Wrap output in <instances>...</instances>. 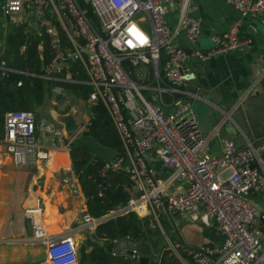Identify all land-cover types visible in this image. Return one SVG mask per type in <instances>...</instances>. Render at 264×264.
Instances as JSON below:
<instances>
[{
    "label": "built area",
    "instance_id": "1",
    "mask_svg": "<svg viewBox=\"0 0 264 264\" xmlns=\"http://www.w3.org/2000/svg\"><path fill=\"white\" fill-rule=\"evenodd\" d=\"M225 1L243 17H264V0ZM190 2L0 0V20L4 16L6 23L24 26L27 35L48 39L51 56L42 72L47 80L89 85L92 91L86 103L103 104L123 144L125 164L107 168L131 175L126 187L130 199L104 217L86 211L81 228L96 229L105 220L129 212L156 217L160 210L187 214L200 208L199 221L215 230L221 243L191 249L174 244L173 253L186 250L195 264H264V209L260 211L247 197L257 194L264 200V142L255 144L242 135L241 147L224 139L220 156L206 152L228 120L227 112L222 111L223 118L208 134L202 133L182 88L187 79L181 71L191 58L206 61L243 49L251 40L242 39L233 27L215 36L213 47L206 51L197 46L184 50L180 35L196 42L201 33ZM171 10H177L175 23ZM27 48L23 44L21 53ZM39 48L45 59L44 43ZM74 64L81 65L85 80L68 76ZM11 71L0 59L1 75ZM72 141L45 116L19 109L5 114L2 143L12 151L16 166L45 161L52 148L65 146L69 151ZM44 214L39 198L24 217L33 239L46 246L47 264H78L73 235L50 233Z\"/></svg>",
    "mask_w": 264,
    "mask_h": 264
},
{
    "label": "crops",
    "instance_id": "2",
    "mask_svg": "<svg viewBox=\"0 0 264 264\" xmlns=\"http://www.w3.org/2000/svg\"><path fill=\"white\" fill-rule=\"evenodd\" d=\"M190 5L196 8L193 14L200 19L201 33L196 42L188 41L185 34H181L180 43L184 50L190 51L197 46L206 51L213 47L215 36H219L233 27L238 28L242 39L251 40V43L243 49L206 61L191 58L181 67V71L187 79L182 88L196 112L211 106L215 110L218 120L223 118L222 111L227 112L228 120L211 139L206 147V152L212 156H220L224 139H232L237 146L241 147L244 144L242 135L247 136L255 144L264 142V17H243L234 6L225 0H191ZM176 13L177 10H171L172 23H175ZM16 27H23L25 33L24 26L14 25V28ZM9 33L11 32L2 38L3 30L0 27V59H5ZM25 44L28 46L27 42ZM50 56L48 51L47 59H45L47 62ZM43 64L45 65V63ZM82 70L81 65L74 64L67 70V73L71 79L85 80ZM3 80L4 77L0 72V82ZM65 90V96L71 97L75 104L81 103L80 106L86 109V106L82 105L81 98L72 97V93ZM83 99L86 103L87 98L83 97ZM35 111L33 110V112ZM36 114L38 115V113ZM48 116L50 118H47L55 122L68 135V138H73L70 148L82 145L96 147L97 144L95 145V142L87 136L83 138L84 142L78 143L79 134L84 128L80 127V122L75 120L69 111L60 113L51 110ZM75 123L77 126L74 128ZM229 124H233L237 128V133L226 130ZM96 148L97 154L99 153L98 157L108 162L107 166L117 162L125 164L123 160L124 148L122 152L109 150L100 145H97ZM70 152L71 150L67 151L65 146L52 148L49 159L16 166L12 151L7 150L0 139V264H47L46 246L33 239L30 224L24 217L26 209L35 207L39 198H42L44 202V216L49 232L73 235L78 244V264L95 263L96 255H99L97 253L99 248L102 250L100 253H108L109 243L106 239L97 236V228H81L82 217L87 211L86 197L74 173ZM117 154H122V156L116 158ZM114 158H116V162H113ZM155 165L160 170L162 169L161 163L156 162ZM184 187L187 185L184 184ZM253 201L260 211L264 209L263 201L259 202L258 199ZM199 211L200 208L187 214H178L177 220L172 217L171 212L163 211L169 216L172 223L169 225L171 237L167 238L170 247L173 244H181L184 248L191 249L206 244L217 246L221 243L220 238L211 240L206 236L205 231L208 227L199 221ZM140 217L143 219L153 218L150 215H140ZM163 232L165 233L164 230ZM148 243L152 245L154 242ZM151 247L152 257L158 251L153 245ZM164 247L165 245L160 246L158 243L161 252ZM84 248L85 252H83ZM169 250H171V255L175 256L182 264H191L189 258L183 256L182 252L176 254L173 253L172 248ZM84 253L87 254V262L83 259ZM109 253L113 254L112 249ZM124 257L139 264L135 258ZM154 258L155 256H153Z\"/></svg>",
    "mask_w": 264,
    "mask_h": 264
},
{
    "label": "trees",
    "instance_id": "3",
    "mask_svg": "<svg viewBox=\"0 0 264 264\" xmlns=\"http://www.w3.org/2000/svg\"><path fill=\"white\" fill-rule=\"evenodd\" d=\"M28 43V48L21 53V46ZM44 43L43 56L47 59L49 51L48 39L36 35H26L23 27H16L9 33L7 39V51L5 59L13 71L8 72L3 82H0V139L5 136V114L11 110L32 111L44 102L46 95V81L39 77L42 64L47 62L41 58L40 44ZM21 83V85H18ZM50 83V82H49ZM65 85L67 90L73 89L84 98H87L92 88L87 85H74L71 83H59ZM91 125L86 135L93 137L100 144L116 152L123 151V144L103 104L92 107ZM71 158L74 173L79 180L82 192L86 197L87 211L93 217L108 215L127 205L130 194L126 190L131 184V175L124 170L107 168V162L101 157L95 156L85 145L72 146ZM98 237L108 241V253L96 255L93 264H136L130 258L115 256L110 252L116 240L129 237L136 241L151 242L149 219L141 218L136 212L117 215L103 223L97 229ZM206 236L211 240L222 237L215 230L207 228ZM152 243V242H151ZM159 252L158 242L152 243ZM85 252V248L84 251ZM158 260L152 258L150 264H182L171 250L166 246L160 250ZM107 254V255H106ZM195 264L186 250L182 251ZM87 262V254H83ZM85 264V263H81Z\"/></svg>",
    "mask_w": 264,
    "mask_h": 264
},
{
    "label": "rangeland",
    "instance_id": "4",
    "mask_svg": "<svg viewBox=\"0 0 264 264\" xmlns=\"http://www.w3.org/2000/svg\"><path fill=\"white\" fill-rule=\"evenodd\" d=\"M0 27L3 30V37L2 38H4L5 35L8 32H12V31L15 30L13 24H9V23L5 22V17L4 16L0 20ZM41 74L43 76L42 77L39 76V77L47 82L46 83V95H45L44 102L36 107L35 110L37 112L36 111L35 112L38 113L39 116L44 115L46 117H49L48 115H50L51 110H55L57 112L59 111L60 113L61 112L65 113V112L69 111V113L71 115H73V118L75 120L79 121L82 126H84L83 131L80 132V134H79L80 135L79 136L80 139L78 138L79 139L78 143H80L82 141L84 142L83 138L85 136H87L89 139H91V140H93L95 142V145L97 144V145H100V146H104V145L100 144L99 141H97L93 137L86 135V132L88 131V129L90 127V126L87 125V123L91 122V119H92L91 110H92L93 106H89L87 103H85V100L83 99L81 94H78L73 89H70V90L68 89V91H70V93H72V97H74V96L75 97H79V98H81L83 100L82 105L86 106V109H83V107L80 106L81 103L75 104V101L71 97L64 95L66 93L65 89L68 88V87H66L64 84L63 85L59 84V82L47 80V78L45 77V76H47L46 73H42L41 72L40 75ZM58 91H61V93H58ZM143 93L145 94V96L149 95V91H144ZM97 145H96V147H97ZM96 147H93V146L89 145L88 148L90 149V151H92V153L95 156H98L99 153L97 154V148ZM106 148L109 149V150H112V149H110L108 147H106ZM109 161H111V159H109ZM108 166H110V164H108ZM247 197L252 199V200L258 199L259 202L263 201L262 206L264 207V205H263L264 204V200H263L262 195L250 194ZM171 214H172V217L175 220H177L179 218L178 213H176L174 211H171ZM108 215H110V214H108ZM158 215H159V218L157 219ZM158 215L156 217H153V218H150V219L149 218H145V219H149V221H150V223H149V229L151 231V235H150V237H151L150 239L151 240L150 241L151 242L157 241L160 244V246L165 245L167 249L168 248L171 249L169 243H167V241H168L167 238L171 237V227L169 226V225L172 224L171 220H169V216H167L161 210L158 211ZM151 222H152V224H151ZM162 228L165 231V233L163 232ZM165 234L167 235V237H166ZM147 244L151 245L150 243H147ZM159 253L160 252H155L154 253V255H153V256H155L154 260H156V261L158 260L157 256L159 255ZM153 256H152V258H153Z\"/></svg>",
    "mask_w": 264,
    "mask_h": 264
},
{
    "label": "water",
    "instance_id": "5",
    "mask_svg": "<svg viewBox=\"0 0 264 264\" xmlns=\"http://www.w3.org/2000/svg\"><path fill=\"white\" fill-rule=\"evenodd\" d=\"M44 67V64H42V71L45 69ZM193 112L197 118L200 129L204 134H208L213 129V126L218 124V118L216 116L215 110L211 106H207L198 112L193 109ZM76 126L77 124L75 123L74 128ZM226 130L237 133V128L233 124H229ZM121 156L122 154H117L116 158H120ZM116 158L113 159V162H116ZM112 253L115 256L135 258L139 264H150L152 260V257H150L152 253L151 245L141 241L133 240L129 237H123L116 240L113 244Z\"/></svg>",
    "mask_w": 264,
    "mask_h": 264
}]
</instances>
